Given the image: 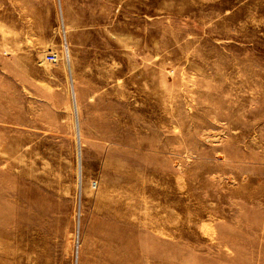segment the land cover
Here are the masks:
<instances>
[{
    "label": "rangeland",
    "instance_id": "374dc122",
    "mask_svg": "<svg viewBox=\"0 0 264 264\" xmlns=\"http://www.w3.org/2000/svg\"><path fill=\"white\" fill-rule=\"evenodd\" d=\"M0 264H264V0H0Z\"/></svg>",
    "mask_w": 264,
    "mask_h": 264
},
{
    "label": "built area",
    "instance_id": "2783aa9c",
    "mask_svg": "<svg viewBox=\"0 0 264 264\" xmlns=\"http://www.w3.org/2000/svg\"><path fill=\"white\" fill-rule=\"evenodd\" d=\"M46 58L49 62H54L57 59V54L54 52H50L49 54H47Z\"/></svg>",
    "mask_w": 264,
    "mask_h": 264
}]
</instances>
